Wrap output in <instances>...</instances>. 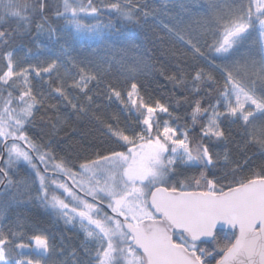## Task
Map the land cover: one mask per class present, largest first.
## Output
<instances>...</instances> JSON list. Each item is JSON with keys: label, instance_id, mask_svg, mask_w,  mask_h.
Wrapping results in <instances>:
<instances>
[{"label": "snow or ice", "instance_id": "obj_1", "mask_svg": "<svg viewBox=\"0 0 264 264\" xmlns=\"http://www.w3.org/2000/svg\"><path fill=\"white\" fill-rule=\"evenodd\" d=\"M49 10L48 0H0V203L16 201L20 189L29 187L10 175L26 163L38 181L34 199L65 225L79 224L83 233L70 260L59 264H264V0H205L194 29L182 18L163 24L186 50L166 79L176 91V109L188 105L190 127H174L181 117L173 115L172 105L141 94L135 74L148 66L143 60L127 66V89L107 83L96 94L120 106L118 114L102 115L89 87L95 82L99 88L102 74L72 55L70 40L114 37L122 48L136 49V37L125 26L147 22L155 10L146 0H62L54 13L65 21L62 29L52 25ZM105 11L116 16L115 24L100 22ZM88 17L97 23H84ZM13 20L17 27L10 31ZM34 22L36 37L46 34L60 55L41 60L32 49L23 56L9 50L21 30L31 33ZM249 40L245 56L233 59ZM189 55L193 64L186 71L179 64ZM69 90L86 102H74ZM53 97L77 114L91 113L97 124L93 150L78 165L27 134L41 107L56 108L48 103ZM230 143L236 144L234 152L215 150ZM49 161L72 185L46 175ZM191 168L198 176L171 182L183 174L178 170ZM51 185L65 198L51 194ZM20 227L0 228V264H51L56 249L48 236L33 234L25 243ZM57 255L63 257L64 250Z\"/></svg>", "mask_w": 264, "mask_h": 264}, {"label": "trees", "instance_id": "obj_2", "mask_svg": "<svg viewBox=\"0 0 264 264\" xmlns=\"http://www.w3.org/2000/svg\"><path fill=\"white\" fill-rule=\"evenodd\" d=\"M82 2L86 3L87 0H82ZM95 2L100 4L101 2H117V0H95ZM142 2H145V0H142ZM146 2L150 9L155 10L147 18V22L141 19L138 23L125 26L126 30L136 37L138 46L136 49L122 48L120 43H113L114 37H110L102 42L86 41L81 43L70 40L71 52L73 56L85 61L89 71L99 70L102 74L99 88L94 86L95 82L89 85L93 89L90 94L94 96L96 103L101 105L102 115L118 114L120 106L118 102L108 101L96 94L102 92L107 83H112L118 88L127 89L131 82L126 72L127 66L143 60L148 66L135 74V82L141 86V94L145 95L146 99L150 96L153 100L159 99L166 105L171 104L173 115L178 114L181 117V119L175 121L173 126L183 127L186 123H189L185 117L186 112L190 109L187 104L176 109V91L166 79V74H170L177 69L179 53L186 50L175 36L167 34L163 24L174 18H182L186 26L191 25L194 29L198 14L202 11L201 5L205 3V0H146ZM240 2L246 4L247 0H240ZM48 4L50 10L47 15L50 17V22L54 27L62 29L65 26V21L56 19L54 15L56 8L62 5V0H48ZM99 20L102 23H107L109 20L113 24L117 22L116 16L109 14L107 11L100 15ZM36 22H39V20L37 19ZM84 23L95 24L97 20L88 17L84 20ZM8 27L10 31L15 30L17 22L10 21ZM35 31V22L32 25L30 34H24L21 30L15 36V39L10 42L9 50L15 49L18 55L23 56L27 49H32L33 53L39 52L41 60L52 59L60 55L58 46H52L47 40L46 34H42L37 38ZM65 35L67 34L65 33ZM254 37L255 34H253ZM251 43V40L245 42L233 59H242L248 52ZM41 44H47L48 47H38ZM88 61H91V64H88ZM33 63H35V59H33ZM216 63H220V61L217 60ZM192 64L193 61L189 55L185 63L179 64V66L185 68L186 71H191ZM199 65L205 71H212L204 61H199ZM214 74L219 75L218 73ZM69 94L76 97L74 102L80 104L86 102L85 98L76 90H69ZM48 103L56 105V108L41 107L36 112L33 123L28 126L27 134L35 143L49 146L54 155L66 159L70 158L78 165L80 160L89 156L93 150L94 138L99 136L97 124L91 119V113L88 115L77 114L71 107H67L61 99L53 97ZM93 108H95V105H93ZM121 119H124V115H121ZM164 119H168V117L164 116ZM54 124L56 125L55 128L53 127ZM232 132L234 140L239 141L241 137L236 134L238 132L236 125L232 126ZM197 134L198 132L190 133L193 137ZM235 148L236 144L230 143L220 145L215 150L223 152L228 149L234 152ZM256 155L258 157L259 153L257 152ZM257 162L259 161L257 160ZM36 163L43 173L44 165L41 163L40 165L38 161ZM53 163L55 161H49V173L47 172L46 175L67 183V176L52 171ZM178 171L183 174L174 177L172 183L199 174V170L196 168ZM10 175L15 182L26 180L29 187L20 189L16 201L7 205L0 203V228L7 232L10 228H16L17 223H19L21 227L18 230L25 234V243H27L28 237L33 234L47 235L50 244L56 249L52 254L51 264H59L60 260H70L71 251L78 249L80 241L84 238L83 233L75 230L72 225H65L63 220L58 219L51 209H46L34 199L37 195L38 181L34 182V173L26 163L20 162L15 165ZM0 190H2V186H0ZM52 190L54 189L50 187V192ZM61 248L64 250L63 257L57 255ZM24 251L26 254L31 255L28 250Z\"/></svg>", "mask_w": 264, "mask_h": 264}, {"label": "rangeland", "instance_id": "obj_3", "mask_svg": "<svg viewBox=\"0 0 264 264\" xmlns=\"http://www.w3.org/2000/svg\"><path fill=\"white\" fill-rule=\"evenodd\" d=\"M155 1H162V0H155ZM59 181L63 182V180H59ZM51 188L54 189V190L51 191V194H55V195L61 196V198H65L66 194H63V190L62 189H57L55 187V185H52ZM72 226L75 228V230L82 232L81 229H80L79 224H75V225H72Z\"/></svg>", "mask_w": 264, "mask_h": 264}, {"label": "flooded vegetation", "instance_id": "obj_4", "mask_svg": "<svg viewBox=\"0 0 264 264\" xmlns=\"http://www.w3.org/2000/svg\"><path fill=\"white\" fill-rule=\"evenodd\" d=\"M67 181H68V182H67ZM66 182H67L69 185H72V181H71V180L69 181V180L67 179V180H66ZM79 194H80L81 196H83V195H84V193H82V192H81V193H79Z\"/></svg>", "mask_w": 264, "mask_h": 264}, {"label": "water", "instance_id": "obj_5", "mask_svg": "<svg viewBox=\"0 0 264 264\" xmlns=\"http://www.w3.org/2000/svg\"><path fill=\"white\" fill-rule=\"evenodd\" d=\"M38 163L40 164V162L38 161ZM41 165V164H40ZM42 167V166H41ZM49 173V172H48Z\"/></svg>", "mask_w": 264, "mask_h": 264}]
</instances>
